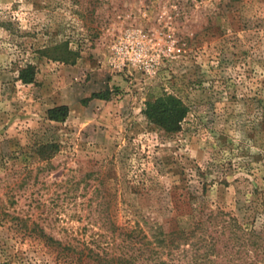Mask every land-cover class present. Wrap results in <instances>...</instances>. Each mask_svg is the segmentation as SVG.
<instances>
[{"label": "rangeland", "instance_id": "rangeland-1", "mask_svg": "<svg viewBox=\"0 0 264 264\" xmlns=\"http://www.w3.org/2000/svg\"><path fill=\"white\" fill-rule=\"evenodd\" d=\"M135 38L147 66L112 67L114 45ZM65 41L79 52L74 65L34 52ZM25 62L38 68L34 84L16 80ZM164 94L188 108L173 134L144 115ZM59 106L67 118L49 121L46 111ZM256 117L264 0H0V206L9 214L0 264H95L75 250L119 242L106 214L121 229L165 224L190 209L189 195L241 219L263 187ZM47 142L58 151L41 161L34 149ZM224 162L232 167L221 174ZM204 180L213 184L202 195ZM33 224L69 249L48 245Z\"/></svg>", "mask_w": 264, "mask_h": 264}, {"label": "trees", "instance_id": "trees-1", "mask_svg": "<svg viewBox=\"0 0 264 264\" xmlns=\"http://www.w3.org/2000/svg\"><path fill=\"white\" fill-rule=\"evenodd\" d=\"M10 25L8 23L5 27ZM34 52L38 57L69 65H74L79 58L78 50L72 49L69 41L42 46ZM37 73L35 64L25 62L16 67V80L24 85H31L34 84ZM187 113V106L179 98L167 94L147 102L144 111L149 123L169 134L180 131ZM46 116L49 121L64 122L68 116V108L59 106L48 109ZM256 119L264 122V117ZM259 124L256 121L255 134L264 131ZM57 151L58 145L54 142L39 143L34 149L41 161L51 160ZM243 164L244 162L238 167ZM219 167V172L225 174L232 165L224 162ZM199 174L205 178L207 170H200ZM262 183V188L254 187L253 190L260 195L256 207L246 208V215L241 219L232 211H225L221 207H207L205 199L189 195L188 201L192 202L190 209L165 224L156 221L144 227L148 221L143 219L144 225L138 222L133 228L121 229L106 214L109 226L105 224L104 227L106 231L117 236L119 242L116 244L114 237L111 242L104 243L93 239L89 243H83L75 252L77 257H91L95 264H264V175ZM211 184L213 181L202 182V195ZM130 188L136 189L135 186ZM247 210H250L249 215ZM8 215L5 206L1 205L0 224L4 223ZM18 221L23 222L27 229L24 221ZM36 227L33 224L31 231L38 234L48 245H54L61 250L69 249V246L54 240L43 229Z\"/></svg>", "mask_w": 264, "mask_h": 264}, {"label": "built area", "instance_id": "built-area-1", "mask_svg": "<svg viewBox=\"0 0 264 264\" xmlns=\"http://www.w3.org/2000/svg\"><path fill=\"white\" fill-rule=\"evenodd\" d=\"M126 39L114 45L109 57V64L117 69L129 66L145 68L148 61L145 59V50L140 39Z\"/></svg>", "mask_w": 264, "mask_h": 264}]
</instances>
